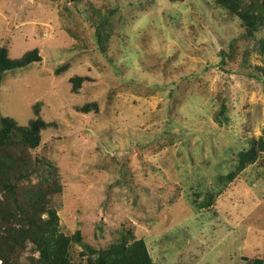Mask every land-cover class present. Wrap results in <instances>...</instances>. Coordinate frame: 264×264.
I'll return each mask as SVG.
<instances>
[{
  "label": "rangeland",
  "instance_id": "rangeland-1",
  "mask_svg": "<svg viewBox=\"0 0 264 264\" xmlns=\"http://www.w3.org/2000/svg\"><path fill=\"white\" fill-rule=\"evenodd\" d=\"M263 44L214 0H0V46L39 57L3 74L0 117L48 122L20 183L57 188L73 264L127 233L154 264H264V151L238 161L264 135Z\"/></svg>",
  "mask_w": 264,
  "mask_h": 264
},
{
  "label": "trees",
  "instance_id": "trees-1",
  "mask_svg": "<svg viewBox=\"0 0 264 264\" xmlns=\"http://www.w3.org/2000/svg\"><path fill=\"white\" fill-rule=\"evenodd\" d=\"M214 1L237 15L247 34H252L264 21V8L253 12L252 5L246 7L245 0ZM38 59L35 50L20 58H10L6 48L0 46V80L6 71ZM78 79L73 81L76 83ZM47 126L48 122L39 116L27 125H18L10 117H0V264H73L68 256L70 239L58 233L57 217L50 204L57 188L20 183L37 169L29 151L39 145L41 132ZM258 151H264V135L239 153V168L252 161ZM29 246L32 253L23 263L22 254ZM106 253L109 258L100 255L96 264H154L144 240L128 233L112 242Z\"/></svg>",
  "mask_w": 264,
  "mask_h": 264
}]
</instances>
